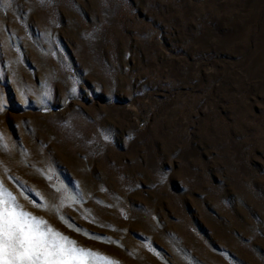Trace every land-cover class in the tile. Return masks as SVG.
I'll return each mask as SVG.
<instances>
[{"label":"rangeland","instance_id":"rangeland-1","mask_svg":"<svg viewBox=\"0 0 264 264\" xmlns=\"http://www.w3.org/2000/svg\"><path fill=\"white\" fill-rule=\"evenodd\" d=\"M0 94V180L79 245L264 264V0H0ZM61 184L99 239L20 194Z\"/></svg>","mask_w":264,"mask_h":264},{"label":"snow or ice","instance_id":"snow-or-ice-1","mask_svg":"<svg viewBox=\"0 0 264 264\" xmlns=\"http://www.w3.org/2000/svg\"><path fill=\"white\" fill-rule=\"evenodd\" d=\"M4 107V96L0 94V110ZM0 146L7 148L2 133H0ZM5 173L7 174V169ZM47 178L51 179V176ZM8 179L18 180L11 176ZM56 191L61 193L60 200L51 205L39 192L29 186H24L20 194L33 208L53 211L60 222L72 231L91 239H99L74 223H70V218H66L60 212L66 203L68 206L74 202L78 203L79 194L74 195L63 184L57 187ZM25 192L39 199L30 200ZM0 264H117V262L97 251L79 245L76 240L59 231L43 216L26 210L19 202L17 195L0 180Z\"/></svg>","mask_w":264,"mask_h":264}]
</instances>
